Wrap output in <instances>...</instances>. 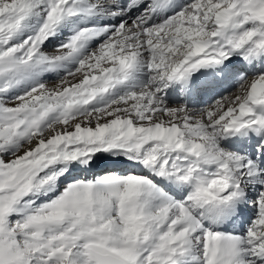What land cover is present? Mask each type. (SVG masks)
<instances>
[{
    "label": "snow or ice",
    "instance_id": "snow-or-ice-1",
    "mask_svg": "<svg viewBox=\"0 0 264 264\" xmlns=\"http://www.w3.org/2000/svg\"><path fill=\"white\" fill-rule=\"evenodd\" d=\"M0 264H264V0H0Z\"/></svg>",
    "mask_w": 264,
    "mask_h": 264
}]
</instances>
